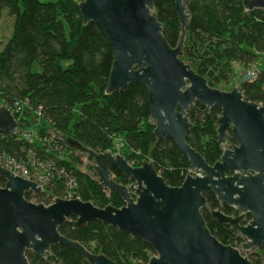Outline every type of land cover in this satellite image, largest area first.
<instances>
[{
  "label": "trees",
  "instance_id": "16d2710c",
  "mask_svg": "<svg viewBox=\"0 0 264 264\" xmlns=\"http://www.w3.org/2000/svg\"><path fill=\"white\" fill-rule=\"evenodd\" d=\"M80 1L0 0V17L6 12L13 18L11 34L0 48V106H5L17 123L16 135L0 131V163L11 158L34 172L53 161L52 171L58 174L64 170L73 179L72 199L91 202L98 208H121L122 198L99 185L92 165L89 172L80 171L75 165L78 153L61 144L53 132L76 140L95 154L112 153L120 138L125 144L121 154L130 165L139 167L143 161L151 162L170 187H179L190 167L172 140H157L153 134L143 86L133 83L126 91L104 94L113 61L112 47L100 24H82L77 7ZM153 1L163 36L174 47L180 34L174 0ZM242 1L186 0L190 23L181 59L210 87L225 91L234 87L237 67L240 78L258 65L254 80L240 87L245 100L264 106V11L245 12ZM219 114L220 108L213 107L186 136V143L210 166L222 154L215 131ZM194 117L191 111L190 120ZM36 122L39 138L48 140L44 145H39L37 139L21 137V132L33 128ZM228 142H236L231 133ZM111 173L123 185L132 182L116 168H111ZM61 178L48 183L35 198L30 193L25 198L45 205L64 199L70 186L65 176ZM3 185L0 178V187ZM202 194L210 209H222L209 189ZM222 210L225 214L231 212L225 206ZM201 213L210 233L222 244L239 247L245 241L236 230L209 218L207 208ZM74 221L67 220L60 234L116 264H147L154 254L149 244L116 227L99 221L79 227ZM247 256L253 264H264V246ZM26 257L30 264H92L60 245L52 247L45 259L31 252Z\"/></svg>",
  "mask_w": 264,
  "mask_h": 264
},
{
  "label": "water",
  "instance_id": "95a60500",
  "mask_svg": "<svg viewBox=\"0 0 264 264\" xmlns=\"http://www.w3.org/2000/svg\"><path fill=\"white\" fill-rule=\"evenodd\" d=\"M242 3L245 12L264 11V0ZM185 4L186 0H174L180 29L174 47L163 36L153 0H82L77 7L82 24H100L112 47L104 94L126 91L133 83L143 86L153 134L157 140H172L185 155L191 173L179 187H170L149 161L133 167L122 154H95L76 140L53 132L61 144L79 154L83 164L76 167L87 172L85 163L92 165L99 185L116 192L124 205L98 208L78 198H57L49 205L35 203L25 194H39L40 186L0 167L4 180L0 187V264H30L27 252L45 259L58 245L92 264H116L60 234L59 229L71 218L79 227L99 221L149 244L154 254L147 264H253L244 253L264 246V106L245 100L241 92L240 85L253 81L255 73H242L238 85L225 91L210 87L181 59L190 23ZM215 106L220 108L215 131L222 154L210 166L186 143V136ZM0 131L17 134L16 120L5 106H0ZM228 133L235 137V144L229 145ZM111 168L132 182H117ZM205 189L218 203L237 212L231 217L214 210L211 217L239 232L245 239L241 249L222 244L210 233L201 213L207 207ZM246 215L251 219L242 225Z\"/></svg>",
  "mask_w": 264,
  "mask_h": 264
},
{
  "label": "built area",
  "instance_id": "2783aa9c",
  "mask_svg": "<svg viewBox=\"0 0 264 264\" xmlns=\"http://www.w3.org/2000/svg\"><path fill=\"white\" fill-rule=\"evenodd\" d=\"M19 111H20V107L17 109L16 113H19ZM21 133H22L21 137L24 138L25 140H29V141L36 140V138L34 139L30 138L32 134H34L32 130H24ZM38 140H39V137H37V142ZM42 140H44V144H45V141L48 142L46 138ZM52 141L53 140H51V142ZM124 146L125 144L122 141V139L118 138L113 145L112 154L113 155L121 154V152L124 149ZM59 154L62 155V151ZM49 162L50 163L47 164L46 166L39 164L40 165L39 168L34 172H31L25 165L11 158H7L5 161H2V163H0V167L7 169L8 171H10L16 176H19L28 181L38 184L42 192L45 190V187L48 183H50L51 181H57L59 178L62 179L61 177L65 176L66 184L70 186V190L68 191L67 193L68 195L64 199H72L71 188L73 186V179H70L69 175H67V173H65L64 170L56 174L55 171H52V169L54 170L53 161H49ZM188 173H191V170H189Z\"/></svg>",
  "mask_w": 264,
  "mask_h": 264
},
{
  "label": "rangeland",
  "instance_id": "374dc122",
  "mask_svg": "<svg viewBox=\"0 0 264 264\" xmlns=\"http://www.w3.org/2000/svg\"><path fill=\"white\" fill-rule=\"evenodd\" d=\"M12 23H13V18L10 15H8L6 12H3L2 15H1V17H0V48L2 47L3 43L9 38V36L11 34V31H12ZM256 67L255 66H252L249 71L250 72H253V73H256V70H257ZM239 74H240V71L238 70V67H237L236 73H235V79L233 81V86H237L238 85V83H239ZM77 119H78V108H75L74 109V120L76 121ZM38 125L39 124L36 122V124H34L33 128L32 127H29V130L32 128L31 130L34 132V134H32V136L30 137L31 139L32 138L33 139L34 138L37 139V137H39V135H38L39 129H37ZM38 144L39 145H44V140H42V139L39 138ZM86 160L89 161L87 157H86ZM76 161H77L76 162V165L82 166L83 162L80 159V157ZM90 163L92 164V162H90ZM89 167H90V164L86 162L85 163V168L88 171L90 170Z\"/></svg>",
  "mask_w": 264,
  "mask_h": 264
},
{
  "label": "flooded vegetation",
  "instance_id": "af4514ba",
  "mask_svg": "<svg viewBox=\"0 0 264 264\" xmlns=\"http://www.w3.org/2000/svg\"><path fill=\"white\" fill-rule=\"evenodd\" d=\"M229 143V142H228ZM236 143V142H235ZM234 143V144H235ZM229 145H230V143H229ZM42 192V191H41ZM31 195H32V197L33 198H35L37 195H34L33 196V194L32 193H30ZM220 204V203H219ZM222 205V209H224V204H221ZM227 209H229V210H231V212L230 213H228V214H225V212H223V210L221 209H210L209 207H208V205H207V211H208V214H209V218H211L212 219V217H211V212L212 211H214V210H217V211H221L222 213H224L225 215H227V216H231V217H235V216H237V212L234 210V209H232V208H229V207H227V206H225ZM251 219V216L250 215H246L245 216V218H244V220L241 222V224L242 225H244V224H246L249 220ZM213 220V219H212ZM214 221V220H213ZM224 225V224H223ZM228 226V225H227ZM230 227V229H234V228H232L231 226H229ZM235 230V229H234ZM237 231V230H236ZM238 232V231H237ZM239 233V232H238ZM240 235V234H239ZM241 236V235H240ZM236 248H238V249H241V246H239V247H236ZM258 250V249H257ZM257 250H251V251H249V252H247V253H244L246 256H247V254L248 253H251V252H257ZM248 257V256H247Z\"/></svg>",
  "mask_w": 264,
  "mask_h": 264
},
{
  "label": "clouds",
  "instance_id": "9594fccd",
  "mask_svg": "<svg viewBox=\"0 0 264 264\" xmlns=\"http://www.w3.org/2000/svg\"><path fill=\"white\" fill-rule=\"evenodd\" d=\"M33 202V201H32Z\"/></svg>",
  "mask_w": 264,
  "mask_h": 264
}]
</instances>
